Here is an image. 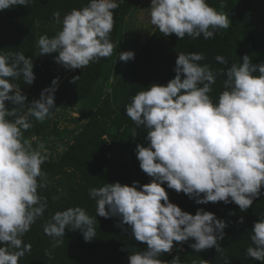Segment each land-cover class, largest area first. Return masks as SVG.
Returning <instances> with one entry per match:
<instances>
[{"label":"clouds","instance_id":"9594fccd","mask_svg":"<svg viewBox=\"0 0 264 264\" xmlns=\"http://www.w3.org/2000/svg\"><path fill=\"white\" fill-rule=\"evenodd\" d=\"M28 3L30 0H0V11ZM118 7L116 0H89L62 20L54 12L55 22L62 27L51 38H39L40 54L57 53L56 62L66 69H82L111 56L109 37L113 10ZM149 8L150 23L165 36L174 34L178 39L185 35L210 39L230 23L228 15L207 0H151ZM133 57L131 51L119 54L123 61ZM202 60L201 53L178 54L174 78L165 85L143 88L126 105V115L138 128L148 130V145L138 144L135 153L139 167L152 180L139 185V190L137 181L132 186L116 182L89 189L97 203L96 215L119 216L122 224L130 226L135 240L146 243L145 250L129 255V264H180L177 254L170 262L159 257L184 252L178 242L189 238L194 239L189 246L196 252L212 247L220 250L218 240L223 238L225 222L203 209L194 215L182 211L169 202L161 186L165 182L169 189L195 198L198 204L231 201L241 211L252 206L264 187V64H251L247 55L238 65L232 64L224 90L213 102L209 93L216 74L198 63ZM216 60L226 63L223 56ZM32 68V59L24 53L0 54V264H18L31 251V244L22 237L47 207L37 191L45 186L41 165L46 149L42 143L33 148L23 132L32 127L29 116L43 122L52 112L54 88L44 89L24 115L17 116L16 107L9 110L5 104H25L26 97L10 80L23 76L31 84L35 79ZM56 84L53 79L52 85ZM9 116L16 118L9 120ZM96 222V216L90 217L85 209L69 207L46 222L44 233L60 238L66 228L79 230L88 242L96 237ZM251 233L253 246L247 248V255L264 264V219L254 223ZM59 243L55 240L53 246Z\"/></svg>","mask_w":264,"mask_h":264},{"label":"trees","instance_id":"16d2710c","mask_svg":"<svg viewBox=\"0 0 264 264\" xmlns=\"http://www.w3.org/2000/svg\"><path fill=\"white\" fill-rule=\"evenodd\" d=\"M116 2L119 7L113 10L114 27L109 37L113 44L112 55L99 58L82 69H66L56 62L57 53L40 54L38 40L43 35L51 38L60 31L62 25L55 22L54 12L58 11L62 20L66 13L86 6L89 0H30L26 6L0 11V54L24 53L26 58L32 59L35 77L31 84H27L23 76L10 80L20 88L26 101L17 106L5 101L6 107L9 110L16 107V115H24L32 101L40 99L44 89L54 88L52 112L43 122L29 116L32 127L23 132L24 139L34 144L33 148L42 143L48 150L41 165L45 186L37 190L47 207L23 235L22 240L31 244V251L25 253L18 264H129V255L145 250L146 243L135 240L130 226L122 224L119 216L96 215V200L89 195L90 188L105 183L132 186L137 181L139 190V185L152 180L139 167L135 153L138 144L148 145V130L143 126L138 128L126 115V105L143 88L165 85L174 78L175 61L180 53L203 54L204 60L198 63L208 65L216 74L209 93L213 102L224 90L226 72L232 64L241 63L245 55L253 65L264 64V29L256 18L258 13L252 9L254 0H207L217 11L228 15L230 21L229 27L217 29L213 38L185 35L178 39L174 34L165 36L154 27L143 43H139L137 36L131 37L135 31L131 19L137 0ZM119 50L121 53L131 51L134 57L120 60ZM218 55L223 56L226 63H219ZM253 74L258 75V70ZM75 77H78L76 81L71 82ZM53 79L57 80L55 86ZM71 105L79 106V117H69V121L76 124L60 128L57 113ZM15 118L8 117L9 120ZM161 186L169 202L182 211L194 215L198 209H203L226 224L223 238L218 240L219 251L212 247L196 252L189 246L195 243L192 238L178 242L184 252L178 250L173 254L179 255L180 264H226V261L261 264L247 255V248L253 246L250 237L254 223L264 219V187L252 206L241 211L231 201L198 204L195 198L169 189L166 182ZM76 206L85 209L90 217L96 216V237L85 242L81 231L68 228L60 238L44 233V225L57 211ZM55 240L60 243L54 247ZM159 258L172 259L173 255L163 253Z\"/></svg>","mask_w":264,"mask_h":264},{"label":"rangeland","instance_id":"374dc122","mask_svg":"<svg viewBox=\"0 0 264 264\" xmlns=\"http://www.w3.org/2000/svg\"><path fill=\"white\" fill-rule=\"evenodd\" d=\"M150 5H151V0H137V8L135 9L136 12L134 13L133 18L131 19L135 27V31L131 33V37L137 36L138 41H140L139 43H143L146 40V38L149 36V34L152 32L153 28L155 27L150 23V15H149ZM252 9L255 14L258 13V15H256V18L260 23V25L262 26V28L264 29V0H254ZM121 51L122 50H119L118 54H120ZM105 89L108 90L109 87H105ZM78 108L79 106L71 105L67 107L65 110H62V112L57 113L58 126L60 128L74 126L76 123L69 121V117L70 118L79 117ZM79 123H83V122H79ZM32 146H34V144ZM46 153H48L47 149H46ZM53 155L56 156L54 153ZM173 248L174 250H177L174 246ZM169 254H172L173 257L175 256V254H173L172 252H170ZM169 254L167 253V255ZM172 259H166L162 261L170 262Z\"/></svg>","mask_w":264,"mask_h":264}]
</instances>
